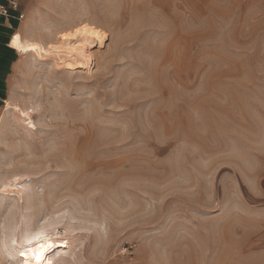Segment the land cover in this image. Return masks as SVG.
I'll list each match as a JSON object with an SVG mask.
<instances>
[{"label":"rangeland","instance_id":"1","mask_svg":"<svg viewBox=\"0 0 264 264\" xmlns=\"http://www.w3.org/2000/svg\"><path fill=\"white\" fill-rule=\"evenodd\" d=\"M83 21L91 71L24 54L0 104V264H264V0H32L24 37Z\"/></svg>","mask_w":264,"mask_h":264},{"label":"bare ground","instance_id":"2","mask_svg":"<svg viewBox=\"0 0 264 264\" xmlns=\"http://www.w3.org/2000/svg\"><path fill=\"white\" fill-rule=\"evenodd\" d=\"M17 36L20 37L19 40L16 39ZM65 37H68V39H65ZM108 39L109 33L106 32V30H103L100 26L98 27L89 21H83L70 29L58 30L55 38L47 42L22 38L20 34H15L11 40V44L24 54L34 55L36 58L53 57L57 61L65 63L69 69L82 66L88 71H91V66L93 64L92 49L95 46L105 47ZM17 196L20 197L19 194H17ZM38 233H46V235L41 237L40 241V244H43L46 249L51 244L56 245L45 252L42 264H51L50 259L54 250L70 246V240L67 237H61L60 235L56 236L53 233H48L47 231L31 233V235H29L25 240L19 243L17 253L19 264H23L24 259V257L21 256V252H27L29 257H31V249L33 247H40V244L28 245L26 243L28 239H31ZM33 264H35L34 261Z\"/></svg>","mask_w":264,"mask_h":264},{"label":"crops","instance_id":"3","mask_svg":"<svg viewBox=\"0 0 264 264\" xmlns=\"http://www.w3.org/2000/svg\"><path fill=\"white\" fill-rule=\"evenodd\" d=\"M32 0H18L19 7L14 9L8 0H0V5L8 9L7 13L0 12V104L5 100L8 89L11 86V75L19 70L24 61V53L17 50L11 44L15 34L24 37L26 30V14L31 8ZM24 14L20 18L19 15ZM10 104V99L6 100V107ZM5 107V111H7ZM4 111V112H5Z\"/></svg>","mask_w":264,"mask_h":264},{"label":"snow or ice","instance_id":"4","mask_svg":"<svg viewBox=\"0 0 264 264\" xmlns=\"http://www.w3.org/2000/svg\"><path fill=\"white\" fill-rule=\"evenodd\" d=\"M16 39L19 40L20 37L17 36ZM65 39H68V37H65ZM41 237L42 234L38 233L35 236H33L31 239H28L26 243L28 245L40 244ZM55 246H56L55 244H51L46 249L43 244H40L39 248L33 247L31 249L32 252L31 257H29L27 252H21V256L24 257L23 264H33V261L35 262V264H42V262L44 261L45 252Z\"/></svg>","mask_w":264,"mask_h":264},{"label":"built area","instance_id":"5","mask_svg":"<svg viewBox=\"0 0 264 264\" xmlns=\"http://www.w3.org/2000/svg\"><path fill=\"white\" fill-rule=\"evenodd\" d=\"M9 1V4L12 8L14 9H18L19 7V2L18 0H8ZM0 12L2 13H7L8 12V9L2 5H0ZM20 18L24 17V14H20L19 15Z\"/></svg>","mask_w":264,"mask_h":264}]
</instances>
